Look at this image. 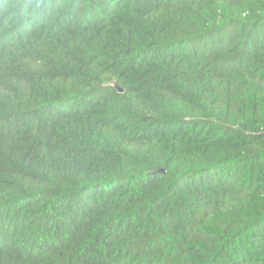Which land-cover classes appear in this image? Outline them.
Instances as JSON below:
<instances>
[{
    "label": "trees",
    "instance_id": "16d2710c",
    "mask_svg": "<svg viewBox=\"0 0 264 264\" xmlns=\"http://www.w3.org/2000/svg\"><path fill=\"white\" fill-rule=\"evenodd\" d=\"M0 264H264V0H0Z\"/></svg>",
    "mask_w": 264,
    "mask_h": 264
},
{
    "label": "water",
    "instance_id": "95a60500",
    "mask_svg": "<svg viewBox=\"0 0 264 264\" xmlns=\"http://www.w3.org/2000/svg\"><path fill=\"white\" fill-rule=\"evenodd\" d=\"M120 91V90H119Z\"/></svg>",
    "mask_w": 264,
    "mask_h": 264
}]
</instances>
